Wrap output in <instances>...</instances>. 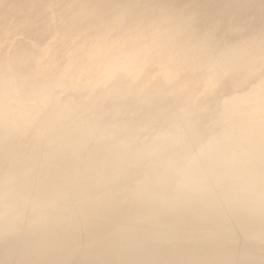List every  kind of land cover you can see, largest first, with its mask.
<instances>
[{"label":"bare ground","instance_id":"1","mask_svg":"<svg viewBox=\"0 0 264 264\" xmlns=\"http://www.w3.org/2000/svg\"><path fill=\"white\" fill-rule=\"evenodd\" d=\"M261 1L263 0L203 1L209 8L215 6L220 10L215 14L214 19L208 18L211 29L204 32L203 27L196 26L188 35H180L164 43L162 52L156 50V46L162 49L161 36L151 38L150 31L138 29L133 38L134 43L126 47L130 53H134V47L141 48L140 57H133L132 62L137 64L134 71L139 77V82L142 83L141 88L139 92L128 95L130 106L137 107L135 109L138 114L129 126L152 121V126L146 130L129 134L127 125L117 127L119 125L115 122L123 114L111 113L117 108L113 102L106 103L104 108H95L93 119L82 123L89 132L86 136L92 138L88 145L83 142L71 143L76 137L74 135L77 130L75 128L71 130L72 127L68 125L70 116L74 115L75 111H65V114L60 117V126L71 131L66 136L70 142L58 148L56 146L52 148L48 143L49 119L40 117L39 113L34 114L33 119L27 123L28 129L25 130L20 129L21 123L17 120L11 123L8 120L4 123L0 122V138L5 136L3 134L5 123L11 130L9 136L13 137L12 140H8L4 148L0 145V207H8L6 210L8 221L16 218L21 211L27 210L47 225L32 238L27 250L22 251L20 246L0 243V264H63L66 259L64 246L67 239L63 226L69 222L87 223L92 226L91 231H99L103 235V243L94 257L93 264H163L164 258L165 264H181L182 262L186 264H264V253L256 250L257 245L254 242L243 238L235 239L222 227L226 219V209L219 206L221 201H225L228 205L243 201L237 196L230 197V192L235 190L232 188L239 187L243 190L246 187L245 170L241 165H237L216 179L207 181L194 193L195 196L190 202L163 215L148 214L146 210L138 211V206L130 203V192L124 189V186L129 187L132 179L143 175V169L129 167L120 179L111 178L116 174L115 160L118 155L125 152L128 147L142 148L144 145L142 136L145 132L150 133L161 129L182 130L177 123L184 117L183 113H187L186 116L190 115L187 118L201 115L198 124L207 134L217 132L218 115L223 116V120H220L221 124H227L234 115L251 131H259L264 123L262 119L264 112L261 111L264 108V41L259 43L261 36L257 32L248 34V29L243 27V39H236L233 45L238 49L243 42H249L248 44L257 42L259 56L253 66L247 64L246 68L242 65L245 71L238 76L240 77L238 79L226 77L217 91L219 98L211 99L209 93L208 97L204 96L201 102L188 101V99L196 91L193 88L194 85L205 84L208 87L207 83H211V64L204 63L215 57L220 65L218 59H220V53L225 51L226 37L235 32L239 24L246 23L249 28L253 21L258 19L260 15L258 10L264 8V3L262 5ZM180 6H177L176 12ZM193 14L192 19L205 16V14L200 16L199 12ZM99 16L103 17L104 14L100 12ZM19 17L24 15L21 14ZM134 23L133 21L131 26L135 27ZM170 28L172 25L169 26ZM161 29L162 27H154L152 31L158 32ZM195 32L197 35L194 36ZM260 32L258 30V33ZM40 37L32 34L27 39L39 43ZM49 39L46 43L48 45L53 41L52 38ZM21 44V50H24L27 45ZM203 64L206 65L204 72L200 71L197 74L198 67ZM14 68L21 74V80L24 79V75H32V72L24 71L22 66ZM226 74L227 72L219 75ZM111 78L110 75L109 79ZM3 83H8V80H3ZM0 86L4 91L11 88V84L5 86L1 83ZM203 90L197 92L201 93ZM177 91L179 94L174 100ZM180 103L187 104L182 111L176 107ZM162 105L170 114L168 118H163V122H159L158 116ZM24 109L32 111L29 108ZM26 110H20L16 117L20 119L22 115H25ZM79 116L81 124L86 118ZM111 121L113 127H117L118 134L114 133V138L107 135V142H101L102 136L98 130L101 127L104 129V124ZM109 126L112 128L111 124ZM182 131L187 132L191 129ZM251 131H246V136L252 137ZM23 135L27 141L26 144L21 142ZM71 135H73L72 138H70ZM37 137L41 140V145H36L34 139ZM30 140L34 141L30 142ZM34 147H38L44 153L43 163L40 162L41 165L37 166L34 176L29 170L25 176L27 183L21 184L22 177L15 176V172L19 170L25 157L36 152L33 150ZM101 152H109V154ZM102 180H106V184L110 181L115 182L112 192L107 193L101 189ZM78 183L82 186L77 187ZM248 192H251L250 197L255 198L250 199L245 205L247 212L242 217V222L256 241L264 232V209L258 210L264 205L261 204L259 193L250 190ZM151 195L152 193L145 191L142 193V199L147 201ZM185 208L190 211L187 215L183 213ZM4 210L0 209V212ZM208 214L211 219L206 218ZM221 217H224V221L219 223L217 219ZM125 218L127 224L118 232V229H115L116 225L121 224L122 219ZM227 219L235 224L241 218L233 215ZM164 242L174 243L169 245ZM156 245V251H153ZM199 248L200 255L196 253ZM192 254L196 257H192ZM141 255L144 256L143 260L138 261L137 257ZM82 259L77 254L72 264H82Z\"/></svg>","mask_w":264,"mask_h":264},{"label":"rangeland","instance_id":"2","mask_svg":"<svg viewBox=\"0 0 264 264\" xmlns=\"http://www.w3.org/2000/svg\"><path fill=\"white\" fill-rule=\"evenodd\" d=\"M203 1L205 0H0V84L5 86L11 84V88L5 91L0 86V122L4 123L8 120L11 123L17 120L21 123L20 129L25 130L28 129L27 123L33 119L34 114L39 113L40 117L49 119L47 129L50 139L48 143L52 148H58L63 144L67 145L70 141L66 136L74 128L77 130L74 135L76 137L71 143L83 142L88 145L87 143H90L92 138L86 136V133L89 132L82 123L93 119L95 108H104L106 103L113 102L117 108L111 113L123 114L115 122L116 125H119L117 127L127 125L129 134L148 129L149 126H152V121L129 126V123L134 121L138 114L135 109L137 107L130 106V96L128 95L139 92L141 88L142 83L139 82V77L134 71L137 64L132 63L134 58L140 57L139 50L141 48L140 46L134 47V53H130L126 47L134 43L133 38L139 28L150 31L151 38L162 37V49L160 50V46H156L157 52L163 51L164 43L170 42L180 35H188L196 26L203 27L204 32L209 31L211 26L208 24V18L214 19L215 14L220 10L215 6L209 8L206 6L207 4L204 5ZM263 3L264 0L261 1L262 5ZM178 5L181 6L176 12ZM258 11L260 13L258 19H255L249 28L246 23H241L235 32L226 37L225 51L220 53V59H218L220 65L215 57L204 63L211 64V83H207L208 87L205 84L194 85L193 88L196 91L188 101L201 102L204 96L208 97L209 93L211 99L219 98L217 91L226 77L231 76L238 79L240 78L238 76L245 71L241 67L242 65H245L246 68L247 64L253 66L259 56L257 42L252 44L243 42L238 49L233 45L236 39H243V27L248 29V34L257 32L261 36L260 44L264 41V20L260 19H264V8L262 7ZM100 12L104 14L103 17L99 16ZM197 12L200 16L203 14L205 16L200 19H192L193 13ZM21 14L24 17H19ZM64 18L69 20L64 21ZM133 21L135 27L131 26ZM170 25L172 28L169 29ZM154 27H162V29L153 32ZM258 30L261 32L258 33ZM196 32L194 36L197 35ZM32 34L41 36L38 39L39 43L27 39ZM49 38H52L53 41L48 45L46 43L50 40ZM16 42L18 44H15ZM21 43L27 45L24 50H21ZM31 47L33 48L31 49ZM137 60L140 61V59ZM204 64L198 67L197 74L200 71L204 72L206 66ZM20 66L24 67V71L32 72V75H24V79L21 80V74L14 68ZM217 69L219 70L216 71ZM226 72L225 76L219 75ZM110 75L111 79H109ZM16 77L19 79L16 80ZM5 79L8 80L6 84L3 83ZM217 84L220 85L219 88L216 87ZM200 90L203 92H197ZM178 94V91L175 92L174 100L177 99L176 95ZM176 107L182 111L187 107V104L180 103ZM24 108H29L32 111ZM160 109L158 121L163 122V118H168L170 112L165 109L164 105ZM20 110H26V113L18 119L16 114ZM65 111H75L69 119L68 127L71 126V130L59 124L60 117L65 114ZM7 114L9 116L6 117ZM177 114L179 115V113ZM186 114L183 113L184 117L178 120V126L182 130L190 128L204 133V129L198 124L202 116L187 118L190 115L186 116ZM191 114L193 115V113ZM79 115L86 118L82 120L81 124ZM222 117V115H218L216 118L219 120L217 121V132L235 128L246 136V131H251L234 115L227 124H221ZM35 121L37 123V120ZM109 124L112 125V128ZM117 127H113L112 121L104 124V129L101 127L98 130L102 136L101 142H107V135L114 138V133L118 134ZM258 132L251 131L252 137H255ZM148 134L145 132L142 139L144 140ZM249 136L251 137V135ZM72 137L73 135L70 136V138ZM12 139V136H2L0 138L1 148H4L8 140ZM34 140L36 145H41V140L38 137ZM34 140H30V142ZM21 142L27 143L24 135ZM33 150L36 152L25 157L19 170L15 172V176L22 177L21 184L27 183L28 180L25 179V176L29 170L34 176L37 166L43 163L44 153L38 147H34ZM101 153L109 154V152ZM105 181L100 182L101 189L107 193L112 192L115 182L110 181L109 184H106ZM76 186L81 187L82 184L78 183ZM128 188L124 186V189L128 190ZM232 189L235 190L230 192V197L237 196L243 200L244 205H247L250 199L255 198L250 197L251 192L243 191L239 187ZM221 202L220 207L226 209L229 206L225 201ZM0 209H5L0 212V222H3L7 219L6 210L8 207H0ZM261 209L264 207L258 208L260 211ZM189 212L187 208L183 209L185 215ZM208 217L211 219L210 214L206 216V218ZM122 220L121 224L116 225L115 229H118V232L127 224L126 218ZM217 220L219 223L223 222L224 217ZM259 238L262 239L258 240ZM165 239L170 240V238ZM249 241L257 245V251L264 253V232L256 241L253 239ZM164 243L172 245L174 242ZM156 248L157 245L153 251H156ZM196 253L201 254L200 248ZM142 257L144 256H138L137 260L142 261ZM192 257L195 258L196 255L192 254ZM165 263L166 259L164 258L163 264ZM181 264L186 263L182 262Z\"/></svg>","mask_w":264,"mask_h":264},{"label":"clouds","instance_id":"3","mask_svg":"<svg viewBox=\"0 0 264 264\" xmlns=\"http://www.w3.org/2000/svg\"><path fill=\"white\" fill-rule=\"evenodd\" d=\"M261 111L264 112V108ZM3 134L6 137L11 135L7 123ZM237 165L245 170L246 187L243 190L259 193L264 205V123L255 137L244 136L235 128L213 134L200 133L196 129L187 132L179 129L155 130L144 138L142 148L128 147L118 155L115 160L116 174L111 178L120 179L129 167L143 169V175L129 182L130 203L138 206V211L163 215L190 202L200 186ZM145 191L152 193L147 201L142 199ZM246 212L243 201L229 205L225 210L226 219L222 227L235 239H253L242 222ZM233 215L241 218L235 224L227 219ZM46 227L42 220L27 210L21 211L12 221L5 219L0 222V243L27 250L32 238ZM63 227L67 233L63 264H72L77 254L83 258L82 264H93L103 243V235L99 231H91L92 226L87 223L69 222Z\"/></svg>","mask_w":264,"mask_h":264}]
</instances>
